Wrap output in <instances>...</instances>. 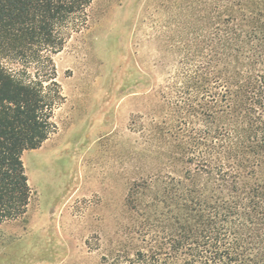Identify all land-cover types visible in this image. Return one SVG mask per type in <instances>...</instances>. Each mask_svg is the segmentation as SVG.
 <instances>
[{"label": "trees", "instance_id": "1", "mask_svg": "<svg viewBox=\"0 0 264 264\" xmlns=\"http://www.w3.org/2000/svg\"><path fill=\"white\" fill-rule=\"evenodd\" d=\"M93 2L0 0V223L27 213L22 156L57 128L54 56L87 27ZM204 4L196 50L186 49L180 82L164 93L165 134L189 167L136 181L127 196L164 243L112 264H264V0Z\"/></svg>", "mask_w": 264, "mask_h": 264}, {"label": "rangeland", "instance_id": "2", "mask_svg": "<svg viewBox=\"0 0 264 264\" xmlns=\"http://www.w3.org/2000/svg\"><path fill=\"white\" fill-rule=\"evenodd\" d=\"M206 1L94 0L87 27L54 56L64 97L57 128L23 153L32 195L23 217L0 223V264H112L164 243L127 196L136 181L189 167L165 134L164 93L196 50Z\"/></svg>", "mask_w": 264, "mask_h": 264}]
</instances>
